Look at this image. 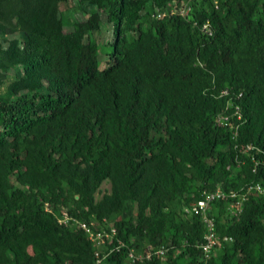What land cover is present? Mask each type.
<instances>
[{"label":"trees","instance_id":"16d2710c","mask_svg":"<svg viewBox=\"0 0 264 264\" xmlns=\"http://www.w3.org/2000/svg\"><path fill=\"white\" fill-rule=\"evenodd\" d=\"M183 1L0 0V89L11 78L0 92V264H94L84 230L58 222L63 207L113 224L128 246L167 248L139 264H264V192L233 219L228 202L212 207L220 241L208 257L202 220L184 212L205 189L264 188V153L242 163L235 150H264V0L155 17ZM105 22L112 38L100 43ZM101 44L112 47L104 67ZM225 88L246 117L237 142L216 121ZM103 264H129L127 248Z\"/></svg>","mask_w":264,"mask_h":264},{"label":"built area","instance_id":"2783aa9c","mask_svg":"<svg viewBox=\"0 0 264 264\" xmlns=\"http://www.w3.org/2000/svg\"><path fill=\"white\" fill-rule=\"evenodd\" d=\"M200 1L203 0H184L180 4L169 5L163 11H159L154 15L157 18H164L167 16L178 14L182 17L188 18L193 10V4ZM215 3L217 4V0H215ZM194 24L198 25V21L195 20ZM202 31H204L209 35H213L214 29L211 21L207 20L206 22L203 23ZM253 148L254 147L252 146L248 147L249 150ZM251 188L252 187H250L249 189ZM257 188H260V186L258 185ZM238 195H239L238 192L232 191L231 193L228 194L220 189L213 192H204L203 198L198 200V202L196 203H192L191 206L187 208L193 213L201 215L204 222L206 223L207 231L205 233L204 242L201 244V247L203 248L206 257L210 256V253L218 243V236L216 233V223L214 218L211 217L209 214L212 202L218 198H226L229 196H231L232 198H236ZM244 197L245 195L242 196V199H244ZM60 222L66 225H76L77 228L84 230V232L88 235L90 240L94 242V246L96 247V253H95L96 261L94 264H103L104 259L108 256L110 252L124 246L123 242H119V244L117 245L110 246V244L113 243L117 233V230L113 225H109L108 227H106L105 224L102 223V224H98L97 227H95L94 221H91L90 223L86 221H80L77 217L71 215L67 211L63 212V216L60 218ZM151 254L152 253H148L146 257L143 256L140 257L137 256L133 251H131L129 253V256L134 261L137 259L142 260L144 258H151Z\"/></svg>","mask_w":264,"mask_h":264},{"label":"clouds","instance_id":"9594fccd","mask_svg":"<svg viewBox=\"0 0 264 264\" xmlns=\"http://www.w3.org/2000/svg\"><path fill=\"white\" fill-rule=\"evenodd\" d=\"M167 17H170V16H167ZM214 29V28H213ZM204 32V31H203ZM215 32V31H214ZM207 34V33H206ZM209 35V34H207ZM214 35V33H213ZM209 36H212V35H209ZM202 66L204 65L203 63H200ZM234 92L232 91V88H225V89H222L220 92H219V96L220 97H226L228 96V99H227V108L224 109V110H221L218 114H217V117H216V121L217 123H219L220 125H223V126H227V128L231 131V134H232V139L233 141H238V138H239V129L241 127L242 124H244L246 122V117L243 113V110H242V106L236 102L234 96H233ZM238 98L242 97V92H240L239 94H236ZM228 108H232V112L227 114L226 113V110ZM249 146H252L254 147L253 149L249 150L248 147ZM235 147L237 149V159L244 163V159H242L241 157L244 158V156H252V159H254L255 163L257 164L259 160L256 159V155L254 154L255 150L256 151H261L264 153V150H262L259 146H256L255 144L253 143H248V144H245V145H241L239 144L238 142L235 144ZM241 156V157H240ZM260 186V188H257V186ZM250 187H252L251 189H249ZM222 190L226 193H231L232 191H235V192H238L239 195L236 197V198H232L231 196L229 197H226V198H218L216 200H214L211 204V207H210V211H209V214L211 217L214 218L215 220V223H216V233H217V218L212 214V207L217 203V202H222V201H225V202H228V207L226 208V211H227V214L229 216L230 219H233L237 216L240 215V213L242 212L243 210V203L244 201L248 198V195L252 192H258V193H263L264 192V188L263 186L261 185V183H254V184H248V185H244L241 189H231V190H226V189H223L222 187H219V188H216L214 190H208V189H205L203 190L202 192V196L198 199H195L193 201H191L188 205H185L184 206V212L188 215H196V216H199L200 219L202 220L204 226H205V233L207 231V227H206V223L204 222L203 218L201 217V215L199 214H195L193 213L192 211L188 210L187 208H189L191 206L192 203H196L198 202V200H200L201 198L204 197V192H213V191H216V190ZM245 195L244 199H242V196ZM240 202V203H238ZM239 204V205H238ZM239 206V208H238ZM46 210L49 211V212H53V209L48 205V203H46ZM64 211H67L69 212V209L68 208H65L63 207L61 209V212L60 213H57L56 214V217L58 219V222L60 224H64V223H61L60 222V218L63 216V212ZM70 213V212H69ZM71 215L75 216L74 214L70 213ZM77 217V216H75ZM78 218V217H77ZM79 219V218H78ZM80 220V219H79ZM105 220V219H103ZM99 224H102L101 222ZM66 225V224H64ZM113 225V224H111ZM69 226V225H68ZM114 226V225H113ZM115 227V226H114ZM116 228V227H115ZM79 229V228H77ZM117 230V228H116ZM117 233H118V230H117ZM116 233V234H117ZM218 236V242L220 241V236L217 234ZM204 239H205V234H204V237H203V241L199 244V247H201V244L204 242ZM225 240L226 239H229L228 237H225L224 238ZM114 240H118L116 238H114ZM121 240V239H120ZM114 242V241H113ZM119 242H123L122 240L121 241H117L116 243H112L110 244V246H114V245H117L119 244ZM124 246L122 247H126L127 248V253H128V258H129V264H139L141 262H144L150 258H144L142 260H132V258L129 256V253L131 251H133L137 256H143V257H146L148 253H152L151 254V257L153 255H161L162 257L165 255V251L167 250V248L165 247H162L160 249H156L154 251H151L150 249H146L145 251H142L140 250L138 247H134V246H128V244H126V242L124 241ZM218 244V243H217ZM217 246V245H216ZM215 246V248H216ZM122 247H120L119 249H115L114 251H119ZM214 248V249H215ZM109 249V248H108ZM107 250V249H106ZM202 251L204 253V250L202 248ZM113 252V251H112ZM112 252H110L108 255H110ZM95 253H96V247H95ZM205 254V253H204ZM108 257V256H107ZM106 257V258H107ZM95 259H96V255H95ZM105 260V259H104ZM104 262V261H103Z\"/></svg>","mask_w":264,"mask_h":264},{"label":"rangeland","instance_id":"374dc122","mask_svg":"<svg viewBox=\"0 0 264 264\" xmlns=\"http://www.w3.org/2000/svg\"><path fill=\"white\" fill-rule=\"evenodd\" d=\"M63 8L69 10V12L73 13V15L76 16V12L75 9H80V5H78V3L76 1H70V2H66L63 4ZM113 29V26L110 23H103L102 24V29L100 31H96L97 33L95 34V38L98 40V42L100 43H106L108 41V39L110 40L111 37V31ZM101 49L103 52L100 53L99 57L101 60V67H104L106 65H108L111 61L112 58L109 55V52L112 51V47L109 44L103 45L101 44ZM12 73V72H10ZM15 74V72L13 73ZM11 81V78H7L5 79L0 92H3L6 90L7 85L9 84V82ZM110 183L108 181L104 182L101 186L100 192H98V197H101L103 195V193L107 192L110 190ZM216 211H218V208H214Z\"/></svg>","mask_w":264,"mask_h":264}]
</instances>
